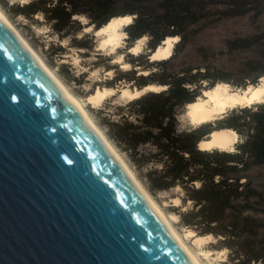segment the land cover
Wrapping results in <instances>:
<instances>
[{"label": "trees", "instance_id": "trees-1", "mask_svg": "<svg viewBox=\"0 0 264 264\" xmlns=\"http://www.w3.org/2000/svg\"><path fill=\"white\" fill-rule=\"evenodd\" d=\"M2 8L11 17H42L59 39L88 52L95 51V31L114 17L132 16L123 27L125 50L145 36L146 48L136 55L125 51L130 69L109 65L116 75L106 85L162 89L116 105L114 112L99 109L100 125L151 193L180 188L174 196L181 204L173 207L179 225L217 239V246L228 249L227 264H264V179L253 175L264 166V102L237 105L197 126L181 128L179 120L205 89L219 82L246 88L264 76V29L227 37L219 50L194 45L222 20H258L264 0H4ZM87 27L93 30L84 32ZM167 37H178L171 55L151 60ZM63 50L60 45L58 52ZM221 129L238 134L234 151L199 148Z\"/></svg>", "mask_w": 264, "mask_h": 264}, {"label": "water", "instance_id": "water-1", "mask_svg": "<svg viewBox=\"0 0 264 264\" xmlns=\"http://www.w3.org/2000/svg\"><path fill=\"white\" fill-rule=\"evenodd\" d=\"M0 264H197L1 16Z\"/></svg>", "mask_w": 264, "mask_h": 264}, {"label": "rangeland", "instance_id": "rangeland-1", "mask_svg": "<svg viewBox=\"0 0 264 264\" xmlns=\"http://www.w3.org/2000/svg\"><path fill=\"white\" fill-rule=\"evenodd\" d=\"M4 0H0V10L6 15L8 20L14 25V27L20 32L23 38L29 43L31 48L44 60V62L52 69L57 77L63 82L67 89L80 100L84 108L91 116L94 123L105 131L100 125L99 120L103 117L104 113H99V109L106 108L111 112L115 111L116 105L125 104L128 100L123 99L120 95V90L123 89V85L118 84L116 87H108L106 82L111 80L115 75V69H109V65H118L120 69H130L131 65L123 66L125 51L138 54L146 48L148 37H146L140 44L141 47L137 53L129 50H125L126 47V36L122 39L121 43L115 50H110L109 47L100 49L95 47V51L88 52L86 49L78 48L70 44V39L65 38L59 39L58 35L53 33L50 25L44 22V19L40 17L39 22L29 21L23 16L11 17L2 8ZM9 5L14 2H25L23 0H7ZM121 27V30H123ZM88 28V27H87ZM264 29V15L258 20H253L250 15L236 17L231 19H225L214 25L213 27L205 30L199 37V40L194 44L195 46L202 43L210 49H222L224 47V40L227 37L234 35H246L251 32L259 31ZM84 32H90L84 29ZM80 34L79 36H81ZM104 35L95 36L96 44L100 42ZM138 40L134 43L136 44ZM176 43V42H175ZM174 43V44H175ZM64 47V50L58 52L59 46ZM96 45V46H97ZM58 52V53H56ZM101 54L103 56H98ZM111 57V60L107 58ZM207 83L204 84L206 87ZM114 88V92L108 95L102 101L94 104L89 101L91 94L96 92L97 89ZM126 88H129L127 85ZM130 89V88H129ZM135 89V88H134ZM230 92L242 91L243 88L234 87L229 84ZM203 95V93H202ZM201 95V96H202ZM111 100L110 105H106L107 100ZM228 110V109H227ZM117 116L118 115H114ZM217 115L214 117V119ZM181 128H187L196 126L192 123L187 108L184 107L181 114L179 115ZM108 138V136L105 134ZM109 139V138H108ZM110 140V139H109ZM111 141V140H110ZM112 142V141H111ZM112 144L116 147L120 155L126 161L130 169L134 172L141 184L146 188L154 201L159 205L162 211L168 216L171 224L175 230L182 236L186 244L192 249V251L198 256L202 264H227L228 260V249L220 248L216 245L217 239L213 236L206 241H203L200 245L194 243V237H186V231L191 230L184 226L179 225V216L173 210L181 204V199L175 197L179 191V187L171 191H161L156 194L151 193L146 185L143 183L138 175L136 167L130 162L125 152L121 151L113 142ZM234 148V147H233ZM253 175L257 179H264V166L256 168L253 171ZM171 215H176L177 218H172ZM192 231V230H191ZM195 233V232H194ZM196 235V233H195ZM203 251L209 252L208 256L202 254Z\"/></svg>", "mask_w": 264, "mask_h": 264}, {"label": "bare ground", "instance_id": "bare-ground-1", "mask_svg": "<svg viewBox=\"0 0 264 264\" xmlns=\"http://www.w3.org/2000/svg\"><path fill=\"white\" fill-rule=\"evenodd\" d=\"M26 1V0H23ZM0 16L11 26V28L17 33V35L22 39V41L28 46L31 52L35 57L40 61V63L47 69V71L53 76V78L61 85L65 90L68 96L76 103L88 121L94 126V128L101 134L113 152L118 156L122 161L128 172L131 174L136 183L144 190L146 195L156 206L161 216L167 222V224L174 230L181 242L183 243L186 250L190 253L197 264H202L198 256L192 251V249L186 244L182 236L175 230L173 225L170 222L168 216L162 211L159 205L154 201L146 188L141 184L140 180L137 179L134 172L130 169L126 161L120 155L116 147L112 142L105 136L103 130H101L92 120L91 116L88 114L83 104L78 98H76L63 84V82L57 77V75L52 71V69L44 62V60L31 48L29 43L23 38L20 32L14 27V25L8 20L6 15L0 10ZM134 16V15H133ZM132 21V16H119L112 18L106 25L97 30V35H104V37L99 40L100 42L96 46L100 49H105L109 47L110 50H115L118 45L121 43L122 39L126 36V32L121 30V27L130 23ZM89 30L90 28H85ZM146 38L142 37L138 39V42L133 45L131 51L137 53L141 47V42ZM178 40V37H167L162 45L153 53L151 59H162L167 58L171 55L174 43ZM129 64L123 63V66ZM164 87V86H163ZM144 89H153L159 90L162 89L160 86L148 85ZM114 92V88H104L97 89L96 92L91 94L89 101L97 104L106 98L108 95H111ZM123 99L131 100L135 97H138L141 94V91H131L129 88H123L120 92ZM113 95V94H112ZM264 102V76L260 78V81L257 85H248L246 88L240 91L230 92L229 84L219 82L214 87L210 89H205L203 95L199 96L195 102L189 103L186 105L188 115L194 125L204 123L206 121L214 119L218 114L224 113L227 109L233 108L237 105H252L253 103ZM238 140V134L232 129H221L215 130L211 133V138L208 141H201L200 145L204 149H213L219 148L221 150H233L234 144ZM234 151V150H233ZM172 218H177L176 215H171ZM186 237H194V243L200 245L203 241L209 240L212 236H198L191 230L186 231ZM204 256H208L209 252L203 251Z\"/></svg>", "mask_w": 264, "mask_h": 264}]
</instances>
